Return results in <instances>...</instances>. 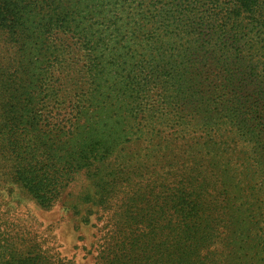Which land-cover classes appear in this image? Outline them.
Here are the masks:
<instances>
[{
  "label": "trees",
  "instance_id": "trees-1",
  "mask_svg": "<svg viewBox=\"0 0 264 264\" xmlns=\"http://www.w3.org/2000/svg\"><path fill=\"white\" fill-rule=\"evenodd\" d=\"M135 1L129 15L116 7L110 17L116 38L112 47L87 34L92 25L79 15L86 0H36L20 7L17 0L0 1V32L8 40L23 35L25 45L42 53L38 64L44 70L36 81L46 85L41 97H47L41 102L45 125L58 117L76 142L64 144L62 175H54L51 157L39 171L24 164L41 149L33 134L26 138L27 127L19 140L7 133L2 152L18 151L12 175L43 203L55 194L62 176L92 170L91 176L97 175L98 168L105 170L114 161L117 146L143 143V214L129 205L130 236L118 244L140 255H168L164 243H156L162 232L157 224L164 219L165 228L178 232L177 264H224L216 255H224L227 245L235 252L227 254L233 258L226 264H240L245 244L248 264H264V66L259 67L258 53L252 41L234 36L227 39L230 45L220 47L224 35L197 30L207 26L209 16L180 18L162 4L144 12L143 3ZM24 72L19 69L22 77ZM108 73L110 85L105 86ZM13 93L6 124L32 126L40 101L16 94L15 88ZM87 111L93 118L104 114L110 125H79ZM121 172L122 167L107 169L102 177ZM163 194L173 210L166 216L155 208L154 195ZM134 224H143L141 232ZM0 248V264L46 262L42 255H14Z\"/></svg>",
  "mask_w": 264,
  "mask_h": 264
},
{
  "label": "rangeland",
  "instance_id": "rangeland-1",
  "mask_svg": "<svg viewBox=\"0 0 264 264\" xmlns=\"http://www.w3.org/2000/svg\"><path fill=\"white\" fill-rule=\"evenodd\" d=\"M86 1L79 15L81 19L86 18L92 25V29L88 30L87 34H94L112 47L116 38L110 17L113 16L116 7L117 11L123 8L122 10L126 12L123 16L129 15L132 0ZM139 1L145 6L144 12L148 8L161 7L162 4V7L172 6V11H175L174 13L180 18L188 15L196 18L209 16L207 26L198 27L197 30L224 35L220 47L230 45L227 39L230 40L234 36L244 41H252L253 49L258 53L256 58L259 60V67L263 68L264 0H136L134 4ZM190 1L193 2L189 4ZM32 3L35 5L36 0H17L19 7ZM10 19L12 16L8 14L6 21L9 23ZM24 38L22 35L8 40L6 35L0 32V143L6 138L7 133L13 134V139L19 140L25 133L23 129L27 127L26 138L33 134L41 142V149L39 156L34 159L32 157L24 164L39 171L44 165L46 166L48 158L51 157L55 166L50 169V173L62 175L61 161H64V153L67 149L64 144L70 143V147L76 142L65 132V124L59 121L58 117L50 119V125H45L44 119L47 116L41 102L47 97H41L44 96L42 90L46 85L45 81H36V74L44 70V66L38 64L43 57L35 48L25 45ZM15 66L18 74L14 72ZM19 69H24L23 77L19 74ZM110 76L111 73H108L103 77L102 82L105 86L110 85ZM260 79L264 80V71ZM13 88L17 89L16 94L20 93L22 97L35 98L36 103L40 101L38 107L35 104L38 115L32 126L30 122L18 128L6 124L5 111L13 103L15 96ZM86 113V116L78 118V124L81 126H90L88 123L96 121L97 123L107 121L104 114L93 118L90 117V111ZM107 122L110 125V122ZM2 151L0 144V247H7L14 255L45 256V264L178 263L179 256L174 255L178 232L172 230L174 229L172 227L165 228L164 219L157 224L158 231L162 232L157 234L156 243L163 242L164 252L168 255H140L136 250L131 252L118 244L130 236L125 220L131 209L136 207L133 211L136 213L138 208H141L139 210L141 212L138 213L143 214V143L123 142L114 150V157L112 156L114 161L107 169L116 172L122 167L123 173L102 177L107 169L100 167L96 171L97 175L94 176H91L94 170L88 174L80 171L69 179L67 176H62L65 179L55 183V194L51 193V198L43 200V203L38 202L34 196L25 191L12 175L11 166L17 162L14 158L18 151L11 149ZM36 161L40 163L34 166ZM150 161L148 158L146 162L148 169H150ZM58 164L59 166L56 167ZM154 196H157L155 208L165 211L164 216L173 212L171 204L164 200V194L163 197ZM150 198V195L146 196V205L151 204ZM129 205L133 207L130 208ZM133 228L135 231L140 229L141 232L143 224H134ZM143 236L145 240L148 238L146 230ZM231 248L227 245L223 251L224 255H216L217 259L221 261L223 259L226 264L230 258H233L230 257L232 255L227 254L235 252V249ZM251 249L253 250L251 252L255 253L256 247ZM249 255V246L245 244L244 251L238 255L240 264H248Z\"/></svg>",
  "mask_w": 264,
  "mask_h": 264
}]
</instances>
